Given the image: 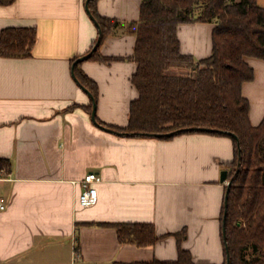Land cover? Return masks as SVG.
I'll return each mask as SVG.
<instances>
[{"label": "crops", "instance_id": "0c3cea01", "mask_svg": "<svg viewBox=\"0 0 264 264\" xmlns=\"http://www.w3.org/2000/svg\"><path fill=\"white\" fill-rule=\"evenodd\" d=\"M97 11L122 24L108 35L100 54L79 69L98 87L96 116L91 97L73 76V64L88 54L99 30L86 0H15L0 4L4 28H35L32 55L0 54V159H9L0 180L6 208L0 210V264H145L178 258L176 233L195 264H224L222 213L235 158L230 136L206 132L162 138L125 135L138 97L132 82L136 35L125 26L140 17L142 0H96ZM259 3V0H258ZM264 7V6H263ZM214 23L181 24L183 53L196 60L211 54ZM113 58V59H112ZM117 58V59H114ZM254 79L242 94L254 126L264 119V60L247 57ZM76 72V71H75ZM95 171L96 204L79 202L80 183ZM230 178V176H229ZM153 223V246L122 244L115 227L102 223Z\"/></svg>", "mask_w": 264, "mask_h": 264}, {"label": "trees", "instance_id": "16d2710c", "mask_svg": "<svg viewBox=\"0 0 264 264\" xmlns=\"http://www.w3.org/2000/svg\"><path fill=\"white\" fill-rule=\"evenodd\" d=\"M14 1L0 0V4ZM89 6L102 30L100 44L89 59H111L101 56L100 47L122 23L100 15L96 0L90 1ZM192 22L215 24L212 52L199 60L181 51L178 36L179 26ZM125 26L136 35L131 58L137 63L132 82L138 97L131 103L127 126L104 125L131 135L152 136L189 129L182 133L232 137L235 158L229 176L234 180L228 206L224 202L222 213L224 222L227 211L224 264H228L227 249L230 264H264V119L257 126L251 123L250 102L242 94L243 84L254 79V70L246 58L264 60V7L258 0H142L139 19ZM37 40L35 28H4L0 54L30 57ZM75 71L97 101V84L78 65ZM88 109L92 112L93 101ZM200 127L213 130L194 129ZM230 133L237 135L242 150L238 173V140ZM10 167L9 159H0V168L9 171ZM102 225L115 227L122 244L148 247L160 239L153 223ZM175 235L179 241L176 260L154 259L145 264H195L191 251L182 246L186 231Z\"/></svg>", "mask_w": 264, "mask_h": 264}, {"label": "water", "instance_id": "95a60500", "mask_svg": "<svg viewBox=\"0 0 264 264\" xmlns=\"http://www.w3.org/2000/svg\"><path fill=\"white\" fill-rule=\"evenodd\" d=\"M90 1L92 0H86V9H87V12L90 14L91 18L94 20L98 30H99V35H98V38H97V42L94 44L93 48L91 49V51L84 55V56H81L79 58H77L73 64V76L75 78V80L78 82V84L81 86V88L91 97L92 101H93V109H92V120L95 124H97L98 126H101V124L99 123L98 119H97V116H96V111H97V101L95 100V97L94 95L92 94V92L80 81V79L78 78V76L76 75V72H75V69H76V66L88 59L98 48L99 44H100V41L102 39V30H101V27L98 23V21L96 20L94 14L92 13V10L90 9V6H89V3ZM104 128L106 129H111L109 127H106V126H103ZM196 130H200V131H211L213 129L211 128H194ZM114 130V129H113ZM186 130H189V129H179V130H175V131H172V132H169V133H165V134H152V136H156V137H161V136H167V137H172V136H175V135H178ZM115 131V130H114ZM120 134H125V135H129L130 133H127V132H119ZM233 137H235V139L238 140V147H239V162H238V167H237V172L239 171L240 169V162H241V158H242V150L240 148V143H239V138L237 137V135H235L234 133H230ZM221 180L224 182L226 181L227 182V191H226V195H225V207L227 208L228 206V195H229V191H230V188H231V185L233 183V180H234V177L232 178H229V172L227 170H224L221 174ZM226 215H227V211L225 210V214H224V218H223V238L226 239ZM227 253H228V264H230V259H229V250L227 249Z\"/></svg>", "mask_w": 264, "mask_h": 264}, {"label": "built area", "instance_id": "2783aa9c", "mask_svg": "<svg viewBox=\"0 0 264 264\" xmlns=\"http://www.w3.org/2000/svg\"><path fill=\"white\" fill-rule=\"evenodd\" d=\"M8 175V170L6 168H0V180L4 178V176ZM102 182V177L99 173L95 171L88 172L84 178L78 182L82 186V192L79 196V202L83 206H90L96 204L98 200V190L95 186L96 184ZM6 208V198L2 194H0V210H4Z\"/></svg>", "mask_w": 264, "mask_h": 264}, {"label": "rangeland", "instance_id": "374dc122", "mask_svg": "<svg viewBox=\"0 0 264 264\" xmlns=\"http://www.w3.org/2000/svg\"><path fill=\"white\" fill-rule=\"evenodd\" d=\"M259 4H260L261 6H264V0H259Z\"/></svg>", "mask_w": 264, "mask_h": 264}]
</instances>
